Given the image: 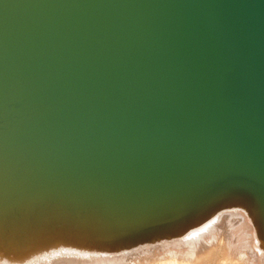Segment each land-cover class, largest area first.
<instances>
[{"label":"water","instance_id":"95a60500","mask_svg":"<svg viewBox=\"0 0 264 264\" xmlns=\"http://www.w3.org/2000/svg\"><path fill=\"white\" fill-rule=\"evenodd\" d=\"M230 208L264 247V0H0L1 258Z\"/></svg>","mask_w":264,"mask_h":264},{"label":"bare ground","instance_id":"6f19581e","mask_svg":"<svg viewBox=\"0 0 264 264\" xmlns=\"http://www.w3.org/2000/svg\"><path fill=\"white\" fill-rule=\"evenodd\" d=\"M213 240L218 243L219 248L225 247L228 255L233 253L237 256L244 255L247 264H254V256L259 261L258 264H264V247L260 242L258 230L250 216L240 208L219 211L182 238L143 244L119 252L64 246L51 248L23 259L0 257V264H135L137 259L152 255L156 248H161L164 253L174 258L181 256L179 259L171 258L169 264H177L183 258L192 264L195 259L197 261L199 254L207 251ZM203 256V260L209 258L208 253Z\"/></svg>","mask_w":264,"mask_h":264},{"label":"rangeland","instance_id":"374dc122","mask_svg":"<svg viewBox=\"0 0 264 264\" xmlns=\"http://www.w3.org/2000/svg\"><path fill=\"white\" fill-rule=\"evenodd\" d=\"M208 250L210 252H208ZM159 253V254H158ZM208 253L209 258H204L203 255ZM227 250L225 247H220L218 243L213 240L210 246H208L207 251L199 254L196 259L192 260V264H247V260L243 256H237V254H227ZM174 258L173 256H170L168 253H164V251L161 248H156L153 251V254L150 256H147L145 258H139L135 261V264H169L170 259ZM181 256H176L174 259H179ZM254 264H258L259 261L256 260L255 256L254 258ZM186 259H181L177 264H189Z\"/></svg>","mask_w":264,"mask_h":264}]
</instances>
